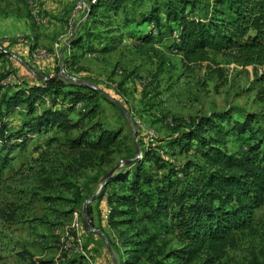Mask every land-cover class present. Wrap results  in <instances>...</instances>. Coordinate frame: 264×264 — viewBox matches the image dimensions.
Segmentation results:
<instances>
[{"label":"rangeland","instance_id":"1","mask_svg":"<svg viewBox=\"0 0 264 264\" xmlns=\"http://www.w3.org/2000/svg\"><path fill=\"white\" fill-rule=\"evenodd\" d=\"M94 1L85 0L82 9L83 0H0V47L20 59L9 54L0 61V91L30 83L25 79L44 82V75L85 82L98 90V105L93 116L83 119V129L94 136L91 125L99 123L120 128V137H125L107 158L110 162H86L83 167L67 143L80 129L64 133L53 128L11 153L0 184V264H114L112 247L101 234L86 230L82 218L84 203L98 191L106 170L134 157L136 144L138 159L151 146L173 164L199 161L193 153L171 150L166 141L177 128L212 112L228 111L234 119L250 113L256 116L254 125L263 123L259 94L264 63L241 65L221 54L187 62L170 47L176 42L174 33L173 38L143 43L136 36L150 24L125 27L121 14L113 25L100 28L112 27L105 34L114 37L112 50L72 56L69 39ZM39 15L45 16V23L36 21ZM61 68L66 77L58 75ZM18 111L10 116L12 126L24 116L23 108ZM83 113L72 112L70 118L74 121ZM242 141L231 135L228 150L238 152ZM150 167L156 170V165ZM78 190L87 196L81 202H76ZM85 210L88 223L113 238L105 199L88 201ZM160 241L167 248L176 246L172 235H162ZM220 264H264V204L255 211L252 228L236 234Z\"/></svg>","mask_w":264,"mask_h":264},{"label":"trees","instance_id":"2","mask_svg":"<svg viewBox=\"0 0 264 264\" xmlns=\"http://www.w3.org/2000/svg\"><path fill=\"white\" fill-rule=\"evenodd\" d=\"M203 1L89 2L86 19L69 39V52L73 56L74 50H112L114 37L105 35L112 27L100 28L113 25L121 14L125 27L150 24L136 36L143 43L173 38L174 33L176 42L170 47L187 62H203L209 54H221L241 65L264 63V0ZM5 55L0 47V59ZM69 81L51 76L44 82H23L0 91V184L3 172L10 167L11 153L53 128L64 133L80 129L67 142L76 152L79 167L86 162H110L107 158L125 138L120 137L122 130L94 123L93 136L83 129V119L97 109L98 90ZM259 99L262 124L254 125V114L234 119L228 111H220L197 117L187 127L175 130L167 146L193 153L199 161L173 164L147 146L140 159L111 174L94 200L105 199L106 224L113 238L102 231L118 264H220L236 234L252 228L254 213L264 204V85ZM20 108L24 116L12 126L10 116ZM82 111L72 121L70 114ZM231 135L243 139L238 152L227 148ZM74 194L76 202L87 197L79 190ZM91 211L87 207L88 215ZM162 235H172L176 246L167 248L165 241H160Z\"/></svg>","mask_w":264,"mask_h":264},{"label":"water","instance_id":"3","mask_svg":"<svg viewBox=\"0 0 264 264\" xmlns=\"http://www.w3.org/2000/svg\"><path fill=\"white\" fill-rule=\"evenodd\" d=\"M49 77H51V76H49ZM55 77V76H54ZM48 78V77H47ZM79 81V80H78ZM81 82V81H80ZM81 83H85V82H81ZM85 84H87V83H85ZM87 85H89V84H87ZM90 86V85H89ZM139 149H138V147H137V144H136V155L133 157V158H131V159H126V160H121V161H119L117 164H115L111 169H109L108 171H107V173L102 177V179H101V183H100V186H99V189H98V191L94 194V195H92L89 199H87L86 201H85V203H84V206H83V225H84V227H85V229L86 230H89V231H93V232H95V233H98V234H101L102 236H103V238H104V240L106 241V244H107V246H108V242H107V239H106V236L99 230V229H96V228H94V227H92L89 223H88V221H87V218H86V210H85V208H86V203L88 202V201H90V200H94L95 198H97L98 196H99V194H100V191H101V189H102V187L104 186V184L106 183V181H107V179L111 176V174L116 170V169H118L120 166H122V165H124V164H127V163H130L131 161H133V160H135L136 158H138V156H139ZM109 247V246H108ZM114 264H118L117 263V261L114 259Z\"/></svg>","mask_w":264,"mask_h":264},{"label":"crops","instance_id":"4","mask_svg":"<svg viewBox=\"0 0 264 264\" xmlns=\"http://www.w3.org/2000/svg\"><path fill=\"white\" fill-rule=\"evenodd\" d=\"M144 24H145V23H143V24H141V25H136L135 28H136V29H138V28H142V26H143ZM131 34H133V33H131ZM133 35H134V34H133ZM135 35H136V34H135ZM22 53L25 55L26 50L23 49ZM94 53H96V52H94ZM9 54H10L12 57H15V58H17L18 60H20L18 57H16V56H15L13 53H11V52H9V53L7 52L5 56L7 57ZM78 54H79L78 51H77V50H74V55L77 56ZM5 56H4V57H5ZM4 57L1 58L0 61L3 60ZM76 58H77V57H76ZM48 75H52V74H48ZM43 77H44V78H47V77H49V76L46 77V76L44 75ZM20 81H21V80H20ZM24 81H30V83H37V82H39L40 80H35V79H25Z\"/></svg>","mask_w":264,"mask_h":264},{"label":"built area","instance_id":"5","mask_svg":"<svg viewBox=\"0 0 264 264\" xmlns=\"http://www.w3.org/2000/svg\"><path fill=\"white\" fill-rule=\"evenodd\" d=\"M85 4H86V2H85V0H83L82 7H80V8L84 9ZM39 16L41 17V21H42V23H45V16H43V15H39ZM58 75H60V76H62V77H66V75L64 74V71H63L62 68H61L60 73H59ZM74 81H78V80H74ZM79 250H80V249H75V248L73 247V251L78 252Z\"/></svg>","mask_w":264,"mask_h":264},{"label":"bare ground","instance_id":"6","mask_svg":"<svg viewBox=\"0 0 264 264\" xmlns=\"http://www.w3.org/2000/svg\"><path fill=\"white\" fill-rule=\"evenodd\" d=\"M46 20V19H45ZM36 21L39 23V22H42L41 21V17H39L38 19H36Z\"/></svg>","mask_w":264,"mask_h":264}]
</instances>
